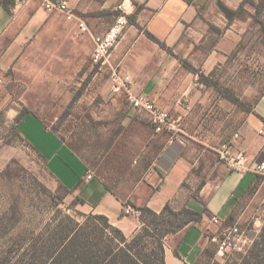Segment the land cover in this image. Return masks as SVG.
Masks as SVG:
<instances>
[{
	"label": "crops",
	"instance_id": "crops-1",
	"mask_svg": "<svg viewBox=\"0 0 264 264\" xmlns=\"http://www.w3.org/2000/svg\"><path fill=\"white\" fill-rule=\"evenodd\" d=\"M66 1L86 22L87 33L79 29L77 22L67 21L62 13H47L39 0H0V76L18 61L25 60L27 55L51 53L59 58L65 52L72 56V64L57 63L54 67L51 84L58 87L65 76L81 68L73 65L81 51L79 39L90 35L95 42V36L103 34L115 21L118 6L122 5L137 25L131 24L127 29L112 54V63L132 76L135 93L149 96L174 117L182 119L183 134L182 142L171 144L165 133H147L143 158L148 157L149 162L146 165L143 159L136 162L135 166L143 170L141 179L134 189L120 195L110 191L87 163L48 128L40 115L31 113L38 117L48 133L60 140L71 156L76 157L84 174L73 180L74 184H67L49 173L85 202L83 207L87 212L106 216L128 238L142 227V223L136 214H125L127 207L135 211V207H148L156 213L162 212L168 204L177 211L187 206L196 212L207 209L211 217L204 214L201 222L166 241V264H196L207 246L205 231L208 229L252 223L263 228L264 178L233 169L220 160L219 153L227 147L235 155L245 154L250 163L264 162V134H260L264 130V94L252 112H241L236 127L210 129V133H225L224 139L193 137L192 127L184 123V119L202 117L208 107L211 110L208 103L212 100L227 101L214 88L200 82L199 76L190 73L182 63L187 61L209 77L218 65L226 62L240 42L239 34L233 29L236 21L229 24L219 9L218 0H193L191 4L186 0ZM222 1L230 9L237 10L245 0ZM220 21L230 26L221 37L209 30L210 26L218 28ZM147 32L167 49L151 40ZM210 39L212 43L208 44ZM88 54L90 56L91 51ZM112 96L119 102V116L138 120L139 114L122 108L121 96ZM31 114L20 122L19 132ZM38 155L47 167V156ZM51 155L53 162L57 156ZM89 175L92 178H88ZM128 203L131 204L125 206ZM212 216L219 224L211 223Z\"/></svg>",
	"mask_w": 264,
	"mask_h": 264
},
{
	"label": "rangeland",
	"instance_id": "rangeland-1",
	"mask_svg": "<svg viewBox=\"0 0 264 264\" xmlns=\"http://www.w3.org/2000/svg\"><path fill=\"white\" fill-rule=\"evenodd\" d=\"M249 3L262 8L259 17L264 21V0ZM245 11L233 27L240 42L209 77L231 90L244 106L252 108L264 94V33L256 21V9L246 4ZM218 28L210 26L209 30L221 37L230 26L220 21ZM83 37L79 39L81 51L73 64L81 68L65 76L58 87L51 84V75L57 63L72 64V56L65 52L59 58L51 53H33L1 73L0 264H50L53 252L62 251L74 233L101 234L105 228L102 221L95 219L96 214L87 212L58 181L70 184L83 176L81 164L34 114L40 115L48 128L116 194L123 195L137 186L143 170L135 166L136 162L141 159L144 165L149 162L143 153L148 134L155 130L143 114L136 113L138 120L117 114L120 107L110 90V73L93 66L95 42L90 35ZM120 101L123 109H131L124 96ZM208 105L212 109L208 107L202 117L184 119V123L192 127L193 137L224 139L225 133H210L212 128L236 127L243 109L221 98ZM28 113L34 114L23 123L20 134L18 126ZM38 154L47 156V167ZM51 154L57 156L53 162ZM231 226L220 225L212 232L219 233L218 240L223 242L222 233ZM239 227L251 241L241 253L229 250L225 256H219L218 244L207 235L206 247L216 251L220 260L217 262H241L239 254L245 257L254 249L264 257V243L256 245L261 242L264 227L258 228L254 223ZM199 264H213V261L205 256Z\"/></svg>",
	"mask_w": 264,
	"mask_h": 264
},
{
	"label": "trees",
	"instance_id": "trees-1",
	"mask_svg": "<svg viewBox=\"0 0 264 264\" xmlns=\"http://www.w3.org/2000/svg\"><path fill=\"white\" fill-rule=\"evenodd\" d=\"M186 1L190 4L193 2V0ZM249 1L251 0H245L237 10L230 9L222 0H218V6L231 25L233 22L242 19V15L246 12V4H251L256 9V21L260 24L261 30L264 33V21L259 17L262 13V8L254 3H249ZM139 7L141 9L143 6ZM129 19L131 24L137 25L134 17ZM146 34L163 49H167L166 45L161 43L152 34L148 32ZM182 63L190 73L199 76L200 82L214 88L222 97L245 112H252L253 107L248 108L244 106L231 90L224 89L222 85L193 68L187 61H182ZM61 185L66 189L68 194L74 193L73 190L68 189L63 184ZM110 191H112L111 188ZM75 201L82 205L85 204L79 197H76ZM129 204L131 203L125 206ZM135 209L142 213V217L140 218L142 227L131 238L126 237L119 228L113 226L106 216L95 215V219L102 221L105 227L101 231V234L100 232L96 233V231L90 232L87 235L74 233V235L69 237L68 243L66 242L62 251L53 252L50 264H166V239L201 222L204 214H208L211 217L207 209L202 212H196L188 206L177 211L168 204L160 213H156L148 207H135ZM176 224H178L177 227L173 228ZM210 231L211 234L209 235ZM207 235L210 241H212L214 237L219 236V233L208 229L205 231V236L207 237ZM262 243H264V232L261 235V242L256 243V245L259 246ZM205 256H208L213 261V264H223V262H217V260H220L217 259L216 251H211L209 247L203 250L201 258L196 264H199ZM238 257L241 262L235 261L234 264H264L263 255L261 252L260 254L256 253L255 249L250 251L245 257L241 254Z\"/></svg>",
	"mask_w": 264,
	"mask_h": 264
},
{
	"label": "built area",
	"instance_id": "built-area-1",
	"mask_svg": "<svg viewBox=\"0 0 264 264\" xmlns=\"http://www.w3.org/2000/svg\"><path fill=\"white\" fill-rule=\"evenodd\" d=\"M43 9L50 14L62 13L67 21L77 22L79 29L83 33L89 31L86 22L82 17L76 14L74 9L66 0H39ZM119 14L116 16L114 23L103 34L95 37V48L92 54V64L98 68L100 72L107 70L110 73V90L115 96H124L131 110L136 113L143 114L150 122L155 132L158 134L169 135L171 144L181 141L183 134L182 119L173 116L171 111L157 105L149 96L145 94H137L133 90V78L131 75L122 71L120 66H115L112 63V54L127 29L130 27V19L122 5L118 6ZM264 134V130L260 131ZM220 160L227 163L230 167L241 172H253L264 178V162L250 163L245 154L240 153L235 155L227 147L220 152ZM88 178H92L91 175ZM136 214L140 217L141 212L127 207L126 215ZM211 223L219 224L216 217L211 219ZM227 231V233H226ZM224 233L225 240L220 242L218 237L212 239L217 243V254L225 256L229 250L235 252H244L247 244L251 241L246 236L245 232L238 224L232 225Z\"/></svg>",
	"mask_w": 264,
	"mask_h": 264
}]
</instances>
